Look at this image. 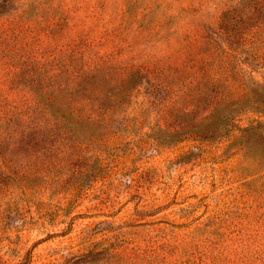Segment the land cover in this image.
<instances>
[{"label":"rangeland","instance_id":"1","mask_svg":"<svg viewBox=\"0 0 264 264\" xmlns=\"http://www.w3.org/2000/svg\"><path fill=\"white\" fill-rule=\"evenodd\" d=\"M258 102L264 0H0V264H264Z\"/></svg>","mask_w":264,"mask_h":264},{"label":"trees","instance_id":"2","mask_svg":"<svg viewBox=\"0 0 264 264\" xmlns=\"http://www.w3.org/2000/svg\"><path fill=\"white\" fill-rule=\"evenodd\" d=\"M156 88V87H155ZM259 106H263L264 102H258ZM217 106L215 108L212 109V111L204 117L203 122H207L210 117H213V113H215L217 111ZM262 108V107H261ZM259 110V109H258ZM264 130V121H255L254 123H252L251 125H249L248 127H245L244 129H241L242 134L245 136L247 135V133L251 132V131H263Z\"/></svg>","mask_w":264,"mask_h":264}]
</instances>
